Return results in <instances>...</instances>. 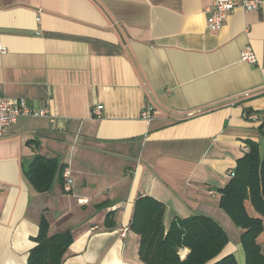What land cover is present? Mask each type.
<instances>
[{"label": "crops", "instance_id": "0c3cea01", "mask_svg": "<svg viewBox=\"0 0 264 264\" xmlns=\"http://www.w3.org/2000/svg\"><path fill=\"white\" fill-rule=\"evenodd\" d=\"M212 2L0 0V99L48 112L19 118L0 139V264H27L41 216L50 235H72L63 264H142L129 230L140 196L163 203L165 230L175 218L213 219L229 240L220 257L245 264L243 231L217 189L245 140L263 150L244 111L264 113V3L236 8L213 33ZM246 47L255 65L241 62ZM37 156L59 159L70 193L57 178L34 192L23 169ZM256 242L264 249V221Z\"/></svg>", "mask_w": 264, "mask_h": 264}, {"label": "trees", "instance_id": "16d2710c", "mask_svg": "<svg viewBox=\"0 0 264 264\" xmlns=\"http://www.w3.org/2000/svg\"><path fill=\"white\" fill-rule=\"evenodd\" d=\"M253 113L244 111L245 119L257 124V130L264 139V121H253ZM245 154L236 161L230 179L224 187L217 189L218 207L230 218L233 225L242 230L240 244L245 264H264V249L256 242L263 231L264 221V145L261 151L258 143L245 140ZM64 165L58 158L37 156L23 169V174L37 194L50 191L57 178L63 188ZM248 201L257 218H251L245 211ZM105 205V203H104ZM165 206L152 197L140 196L133 205L129 230L138 236V260L142 264H237L232 254L220 257L229 240L226 232L211 218L191 215L175 218L165 230L163 214ZM112 213L106 215L105 229H112L109 222ZM38 234L32 241L35 246L29 251L27 264H63L69 256L73 242L69 231L49 234V224L40 217ZM187 249L188 254L180 258L179 251Z\"/></svg>", "mask_w": 264, "mask_h": 264}, {"label": "built area", "instance_id": "2783aa9c", "mask_svg": "<svg viewBox=\"0 0 264 264\" xmlns=\"http://www.w3.org/2000/svg\"><path fill=\"white\" fill-rule=\"evenodd\" d=\"M264 0H213L210 7L207 9L206 23L208 29L217 33L222 28L227 17L236 9L241 8L244 12L258 9ZM4 52V49L0 43V54ZM241 62L251 65L256 64V57L249 47L243 49L240 53ZM102 110V106H97L92 115L99 117V111ZM151 112V109L144 111L143 116H147ZM48 115L46 110H37L32 108L27 101L23 99H0V139L6 135L7 130L14 125L21 117H45ZM264 118V113L252 114L249 119L253 121H260ZM64 181L63 191L65 193L71 192L70 187V172L64 170L62 173ZM79 204H86V201L79 200ZM121 236H124L122 233Z\"/></svg>", "mask_w": 264, "mask_h": 264}]
</instances>
